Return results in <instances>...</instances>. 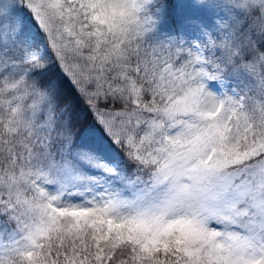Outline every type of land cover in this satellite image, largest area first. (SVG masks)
Returning a JSON list of instances; mask_svg holds the SVG:
<instances>
[{
  "label": "snow or ice",
  "instance_id": "snow-or-ice-1",
  "mask_svg": "<svg viewBox=\"0 0 264 264\" xmlns=\"http://www.w3.org/2000/svg\"><path fill=\"white\" fill-rule=\"evenodd\" d=\"M0 264H264V0H0Z\"/></svg>",
  "mask_w": 264,
  "mask_h": 264
}]
</instances>
